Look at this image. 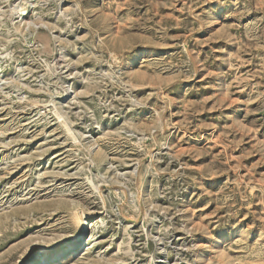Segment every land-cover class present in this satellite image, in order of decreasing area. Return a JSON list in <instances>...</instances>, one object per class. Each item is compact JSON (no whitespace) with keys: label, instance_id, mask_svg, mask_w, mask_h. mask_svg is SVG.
Wrapping results in <instances>:
<instances>
[{"label":"rangeland","instance_id":"obj_1","mask_svg":"<svg viewBox=\"0 0 264 264\" xmlns=\"http://www.w3.org/2000/svg\"><path fill=\"white\" fill-rule=\"evenodd\" d=\"M0 264H264V0H0Z\"/></svg>","mask_w":264,"mask_h":264},{"label":"bare ground","instance_id":"obj_2","mask_svg":"<svg viewBox=\"0 0 264 264\" xmlns=\"http://www.w3.org/2000/svg\"><path fill=\"white\" fill-rule=\"evenodd\" d=\"M88 224H83L82 226V235L78 237L71 245H68L67 247L63 249H51V250H45L42 249L40 258L39 260L43 259L45 260L46 258L52 256V255H60V254H70V253H77L82 245L79 247L80 243L83 240V237L87 234L88 232Z\"/></svg>","mask_w":264,"mask_h":264}]
</instances>
